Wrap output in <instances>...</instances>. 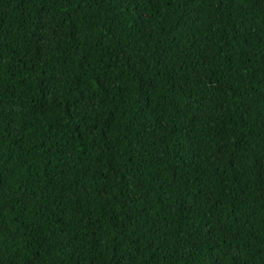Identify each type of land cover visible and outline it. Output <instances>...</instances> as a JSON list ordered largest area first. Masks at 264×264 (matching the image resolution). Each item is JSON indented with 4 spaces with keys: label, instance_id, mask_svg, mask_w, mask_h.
<instances>
[{
    "label": "trees",
    "instance_id": "obj_1",
    "mask_svg": "<svg viewBox=\"0 0 264 264\" xmlns=\"http://www.w3.org/2000/svg\"><path fill=\"white\" fill-rule=\"evenodd\" d=\"M0 264H264V0H0Z\"/></svg>",
    "mask_w": 264,
    "mask_h": 264
}]
</instances>
